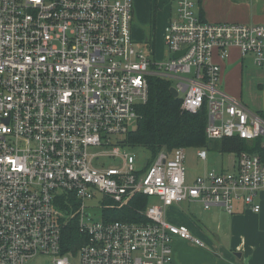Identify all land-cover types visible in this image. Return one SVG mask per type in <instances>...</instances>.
<instances>
[{
  "label": "built area",
  "instance_id": "1",
  "mask_svg": "<svg viewBox=\"0 0 264 264\" xmlns=\"http://www.w3.org/2000/svg\"><path fill=\"white\" fill-rule=\"evenodd\" d=\"M174 2L156 61L132 41V0H0V264H172L175 240L205 245L169 222L167 208L260 212L258 155L241 152L231 170L189 180L184 149L140 158L125 142L159 79L181 111L205 107L209 141L259 139L264 148V118L219 88L213 62L236 48L264 68V25L206 23L196 0ZM135 195L148 199L145 223L104 221L108 201L125 206ZM71 219L82 242L64 252Z\"/></svg>",
  "mask_w": 264,
  "mask_h": 264
},
{
  "label": "crops",
  "instance_id": "2",
  "mask_svg": "<svg viewBox=\"0 0 264 264\" xmlns=\"http://www.w3.org/2000/svg\"><path fill=\"white\" fill-rule=\"evenodd\" d=\"M161 1V6L165 5V8L173 2ZM196 2L195 14L203 22L264 25V0H196ZM140 8L143 13L146 12L145 4L142 3ZM154 8H157V4ZM167 11L161 23V39L164 27L174 16L173 12ZM135 21L138 23L140 19ZM213 62L220 66L219 88L264 118V68L256 67L251 57H242L236 48H231L224 60L214 55ZM199 150L206 151V159L202 160L206 161L207 152L210 150L205 148ZM229 155L234 157L231 168H228L231 170L237 155ZM260 159L264 161L261 157ZM255 202L260 205V212L257 214L241 204L235 207L232 215L227 214L221 207H213L211 209L216 212L207 218L210 223L204 224L199 221L198 226L192 220L181 219L177 213L170 214L167 211L169 208L179 211L181 204L167 208L165 217L169 222L186 226L192 235L205 243L204 248H199L186 241H174L172 264H264V190L258 193ZM187 204H199L202 207L197 202Z\"/></svg>",
  "mask_w": 264,
  "mask_h": 264
},
{
  "label": "trees",
  "instance_id": "3",
  "mask_svg": "<svg viewBox=\"0 0 264 264\" xmlns=\"http://www.w3.org/2000/svg\"><path fill=\"white\" fill-rule=\"evenodd\" d=\"M169 89L170 83L150 79L148 100L137 108L135 127L125 136L129 147L141 148L154 158L161 150L171 152L177 148L207 149L210 142H221L220 145H215L224 153L239 155L246 152L256 154L264 160V149L259 139L249 142L239 138L209 141L205 135V107L196 113L183 112L180 110V99L173 98ZM147 203V197L140 195L132 197L125 206L108 201L102 210V218L104 221L145 223L147 220L141 215V211L146 208ZM81 242L76 222L71 219L63 226V251L76 249Z\"/></svg>",
  "mask_w": 264,
  "mask_h": 264
},
{
  "label": "rangeland",
  "instance_id": "4",
  "mask_svg": "<svg viewBox=\"0 0 264 264\" xmlns=\"http://www.w3.org/2000/svg\"><path fill=\"white\" fill-rule=\"evenodd\" d=\"M142 3L146 6L145 13H143L141 11L142 9L140 8ZM161 3V0H132L133 18L130 27L132 41L137 45V47L142 48L148 55H150V53L147 51L148 48L154 49V59L156 61H159V59H161L162 57L164 58V55L166 53V48L164 47L163 42L161 43V23L165 19V15L168 12L167 10H169V12L175 13L176 9L174 1L169 5L168 8L166 7L167 9L165 8V5L161 6ZM155 4H157V8H154ZM151 6L153 8H151ZM137 19H140L138 23H136L135 21ZM182 96L183 95L180 94L179 98H181ZM134 127L135 124L133 125L132 130L134 129ZM112 139L113 141L118 142L122 139V137L113 136ZM215 144H217L218 146L221 144V142L209 143L207 149L210 148V151L207 152L206 161H202L197 157L196 153L198 149H184L185 167L189 180H192L195 176L202 174L205 171H227L229 170L228 168H231L230 166L234 160V157L233 155L229 154L232 153H224ZM132 152L138 154L140 158L149 156L147 152L141 148H135ZM167 211L170 212V214L177 213L178 217L181 219L185 218L189 221L192 220L196 226H198L200 222L204 224L210 223L207 218L212 216L210 214L216 212L214 209L204 210L199 204L187 203H182L179 211L173 208H169ZM168 212L167 215H169ZM45 262L46 259L39 258L33 261L31 264H45Z\"/></svg>",
  "mask_w": 264,
  "mask_h": 264
},
{
  "label": "water",
  "instance_id": "5",
  "mask_svg": "<svg viewBox=\"0 0 264 264\" xmlns=\"http://www.w3.org/2000/svg\"><path fill=\"white\" fill-rule=\"evenodd\" d=\"M174 1V0H173ZM179 54H175L174 55V58H177V56H178ZM169 92H170V95L173 97V98H177V92H176V90L174 89V88H170L169 89Z\"/></svg>",
  "mask_w": 264,
  "mask_h": 264
}]
</instances>
